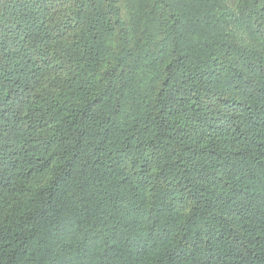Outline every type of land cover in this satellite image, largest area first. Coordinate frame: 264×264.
I'll list each match as a JSON object with an SVG mask.
<instances>
[{
  "label": "trees",
  "instance_id": "trees-1",
  "mask_svg": "<svg viewBox=\"0 0 264 264\" xmlns=\"http://www.w3.org/2000/svg\"><path fill=\"white\" fill-rule=\"evenodd\" d=\"M0 264H264V0H0Z\"/></svg>",
  "mask_w": 264,
  "mask_h": 264
}]
</instances>
